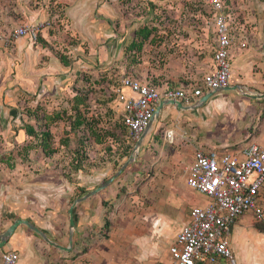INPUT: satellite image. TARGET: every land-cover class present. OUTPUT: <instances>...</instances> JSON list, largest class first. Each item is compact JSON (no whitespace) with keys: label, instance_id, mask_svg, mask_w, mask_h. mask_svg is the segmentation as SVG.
Instances as JSON below:
<instances>
[{"label":"crops","instance_id":"0c3cea01","mask_svg":"<svg viewBox=\"0 0 264 264\" xmlns=\"http://www.w3.org/2000/svg\"><path fill=\"white\" fill-rule=\"evenodd\" d=\"M43 1L0 0V88L12 84L16 90L20 86L32 89L31 86L37 82L38 77H41L39 80L47 86L45 90L51 85L58 89L68 83V78L72 76L70 73L75 68L89 69L94 65L95 63L90 64L91 59L95 62L96 59L106 61L107 66L122 67L121 64H117L120 59L133 55L136 59H132L133 63L129 64L132 68L130 74L138 78L150 79L159 91L165 86L176 87L187 82L180 58L165 56L168 60L160 63L156 59L159 56L158 51L162 50L160 45L156 48L149 44L148 40L136 52L128 51L125 46L122 50L125 56L119 58L118 52L121 53V50H118V43L115 40L116 44L108 43L115 38L117 31L113 26L109 28L105 25V22L115 19L118 12L103 0H76L74 4L65 7L67 13L73 16L77 13L82 25L79 39L83 44V52L75 61H72L69 55L65 57L59 53L51 54L46 49L49 56L43 59L42 63H38L37 66L31 63L25 64V56L30 59L32 56L34 60L36 46L33 44L34 41L47 47V42L54 38V34L42 30L47 28L50 22L53 23L55 17L53 14L50 15L49 21L41 20V17L47 13L45 5H39V2ZM234 2L237 6L245 7L249 4L255 8L261 6L260 0H234ZM263 15L258 11L244 17L246 19L244 22H249L248 29L245 28L247 45L239 47L234 44L229 52V86L239 85L240 91L249 90V84L254 86L256 91L263 89L264 60L261 49L262 37L259 36ZM36 22H42L43 25L38 29V31L42 30L41 39L38 37V40L32 41L27 36L13 35L18 25ZM26 39L30 40L29 44ZM62 44L66 45L64 42ZM143 50L146 51L140 57ZM63 53L68 54L69 50H64ZM8 71L12 74H7ZM56 92L60 93L58 90ZM218 94L219 91H215L204 101L205 103L207 101V112L212 114V117L207 118L208 123H211V119L219 123L229 120V131H211L208 128L200 136L199 118L193 117L191 123L195 121L197 123L196 136L191 133L189 138L182 137L186 143L168 152L162 147L166 130L159 129L158 126L155 129H148L140 141L135 160L125 165L121 175L96 193L75 203L72 208L74 222L72 230L68 228L67 209L70 203L109 177L113 166L122 164L127 158L125 156L132 149L131 142L128 143L127 140L116 142L112 137L106 136L103 141L92 144L95 161L89 165V161L86 160L84 165L73 170L68 168L64 154L59 155L65 152L69 142L72 143L64 137L66 125L62 126L61 134L57 127L50 131L52 135L54 133L55 137H59V142L54 141L51 145L55 151L51 155H45L39 150L38 156L35 157L29 153L21 154L20 150H26L29 146L28 141L19 147L25 135L35 137L33 127L29 125L24 128L17 122L11 124L14 131L3 138L5 143L8 141V146L5 148L11 150L10 156L0 158V233L12 221L19 218L28 221L59 245L68 246L69 241L71 243L69 250L59 249L48 244L27 225L20 223L0 247V253L15 251L18 254L15 264H169L168 245L181 223L186 220L188 209L191 206L203 205L207 201L205 196L186 186L184 173L180 176L177 172L178 169L184 172L192 159L193 149L201 146L219 151H239L250 142L264 146V126L262 125V129L254 134L256 126L254 123L250 132L244 135L245 125L236 121L235 110L238 111V108L225 105V102L217 99ZM204 102L202 104H205ZM202 104L194 107L197 115L203 111ZM1 107L0 103V115L6 109ZM181 111L187 112L175 110V116L178 117ZM5 114L7 115V112L3 113ZM0 122H4L1 117ZM174 122L177 127L179 120ZM101 130L104 131L98 129L99 132ZM0 133L3 135L2 131ZM181 136L180 134V139ZM35 138V144L39 146L38 138ZM107 146L116 149V156L111 158L113 155L104 151L113 152V149L109 150ZM88 156L91 159V153ZM148 170L150 173L163 174L162 179L155 174L145 181L158 179L162 181L167 191L166 196L157 199L147 188V193L141 200L134 199L132 205H128L126 201L122 203L119 195L121 186H126L130 175L136 180L137 176L142 177L141 174L147 173ZM172 178L179 180L180 187L177 191L174 190ZM181 194L184 196L181 197ZM257 201L264 211V185L258 191ZM262 230L263 225L254 221L250 212H243L228 225L227 242L235 264H264ZM214 264L227 263L218 258Z\"/></svg>","mask_w":264,"mask_h":264},{"label":"rangeland","instance_id":"374dc122","mask_svg":"<svg viewBox=\"0 0 264 264\" xmlns=\"http://www.w3.org/2000/svg\"><path fill=\"white\" fill-rule=\"evenodd\" d=\"M75 1L76 0H44L43 2H39L40 6L45 5V12L48 13L49 11L48 14L45 13L44 16L41 17V20L49 21L50 15L55 14L53 23L50 22V25L47 28L42 29L45 33L54 34V38L47 42V47H43L40 43L34 41L33 44L36 45L34 60L32 59V56L31 59L25 56V64L31 63L32 65L37 66L38 63H42L43 59H46V57L49 56L46 49H48L51 54L59 53V55H69L72 61H75L78 55H82L83 44H81L79 39V33H82L80 19L77 17V13L73 16L71 13L65 11V7L68 6V4H74ZM222 1L226 6L224 12H229L234 21V23H230L232 27H234V24H237V26L240 25L242 28L248 29L249 22H244V20H246L244 19L246 15H251L253 12L258 11L259 13L262 12L264 14V0H260L261 6L259 8H255L252 4L245 7L241 5L237 6L234 0ZM103 2L110 7H114L115 11L118 12L115 19L105 22V25L109 28H112L110 26H113L117 31L115 32V38L109 40L108 43H118V50H121V53L118 52V55H120L119 58L125 56V53L122 54V52H124L122 50L130 42L133 30L137 27L139 28L146 25L148 27H154L155 34L160 38L159 44L154 45L156 48L160 45V48L162 49L161 51H158L159 56L156 57L160 63H164L168 60L165 56L175 57V59L180 58L182 61L184 76L190 74L193 80H197L199 75L207 68L211 58V47L213 45V27L211 24V12L200 0H103ZM50 10L52 13H50ZM260 23L259 36L263 37L264 15ZM42 30L38 31L35 40H38V37H41ZM26 40L29 44L30 40ZM63 42L66 44L65 46L62 44ZM64 50H69V53H63ZM145 51L146 50L142 51V55L140 53V57L144 55ZM132 59L135 60L136 56L134 57L133 55L128 56L125 59H120V62L117 64H121L122 67H115L112 65L107 66L106 61L96 59L95 62L91 59L90 64L95 63L94 65H91L89 69L85 67H79L78 69L75 68V70L70 73L72 76L68 78V83L63 87L58 86V89L51 85L48 90H45L44 88L47 86H44L41 83L42 80H39L41 77L37 78V82L31 86L32 89L18 86L19 88L16 90V87L12 84L0 88L1 108H6L5 112H7V115H3V113H5L4 111L1 112L0 115L1 119L4 120L3 123L0 122V131L3 132V135L0 133V158L10 156L11 150L5 148L8 146V141L5 143V139L3 138L14 131V127L11 126V124L17 122V124L24 128L31 125L33 130L37 133L38 128L42 127V122L44 121L47 123L49 131H52L57 127L60 132L62 126L66 125L68 128L69 118L67 119V115H69V109H72L71 106L73 107L77 104L73 99L78 95H84L87 96V98L90 97L87 104L86 100L84 104L83 102L81 103L82 105L79 109L83 108V118H92L91 126H93L94 122L96 123V127L102 128L106 126L108 129H106L107 136L112 137L116 142L127 140L128 143H130L131 140L129 135L120 124L119 106L114 99L113 93L110 91V85L115 84L117 81L116 75L118 73L131 72L132 68L129 67V64L133 63ZM262 59L264 60V54ZM35 62L36 64H34ZM95 65H98L97 69ZM7 74L12 73L8 71ZM253 87L254 86L249 84V90L245 91L244 89L242 91L254 95L264 92V85L261 91H256ZM57 90L60 93H57ZM219 93L220 94L217 96L218 100L225 102V105L227 106L238 108V111L235 110V115L237 117L236 121L242 123L243 126L245 125L244 135L247 134V132H250L251 126L254 123L256 124L254 127L255 129L253 128L254 134H257L262 129V125L264 126V97L252 98L244 95L239 89H232L231 91L222 90L219 91ZM238 102H241V104ZM202 106L203 111L199 113L200 115H197L195 108H188L185 110L187 112L181 111V114L176 117L174 111H178L179 109L168 104L162 108L157 118L149 124L148 128L155 129L158 126L159 129H165L170 132L168 133V137L164 138V146L162 145V147L168 152L174 148L178 149L181 144L186 143L182 137L187 136L189 138L191 133L196 136L197 123L196 121L191 123L193 117L195 119L199 118L198 133L200 136H202L204 131L208 128H210L211 131L215 130L220 132L230 130L229 120L225 123H219L217 120L211 119V123L209 124L207 118L208 116L212 117V114L207 112V101L205 104H202ZM62 111L66 112L62 113ZM49 113H59L63 116L59 119L48 121L46 120L45 115H48ZM193 114L195 116H193ZM175 120H179L177 123L179 126L176 125L177 127L174 125ZM156 133L158 134L159 131ZM180 134L182 135L181 139L179 138ZM53 135L51 133L52 142L57 141L58 143L59 137ZM76 135L81 141V133H76ZM72 137L73 138L70 139L65 138L68 141H72V143L69 142V146L66 149L64 148L65 152H61L59 155L64 154V157L67 159L66 163L68 168L70 167L73 170L77 167L74 162L76 158H78V160L81 159V161H83V159L85 161L88 160L89 165H91L90 163L95 161V159L93 160V145L91 144V146H89V144H85V146L87 145L88 147H86L87 155L85 154L84 156V154L79 151L81 147L78 144V141L74 136ZM169 139H171V141ZM26 141L29 142V146L26 150L21 149V154L29 153V155L32 154L31 156L37 157L40 149L39 146L35 144L36 138L31 135H25L24 141L21 142L19 147L24 145V142ZM158 145H160V143ZM107 148L109 150L113 149V152L104 150L105 152H108L109 155H113L111 158L116 156V149L109 146H107ZM89 153H91V159H89ZM127 156H125V158ZM148 160L149 158L145 161L147 162ZM120 165L121 163L113 166L112 174ZM177 172L180 176L184 173L181 169H178ZM155 174L159 179L163 178V174L158 172L150 173L149 170L147 173L143 172L141 174L143 178L137 176L135 178L136 180H133V176L130 175L129 179L126 181V186H121L122 188L119 191L121 202L124 203L126 201L128 205H132V203L135 202L134 199L141 200L143 198V195L147 193V188L150 193L157 197V199L165 197L167 191L162 181L159 179L150 180L149 182L145 181L151 175ZM120 175L121 172L118 173L115 178ZM144 181L146 183H144ZM178 183L179 180H172V184L175 186V191L180 187ZM182 196L184 195L181 194V197Z\"/></svg>","mask_w":264,"mask_h":264},{"label":"built area","instance_id":"2783aa9c","mask_svg":"<svg viewBox=\"0 0 264 264\" xmlns=\"http://www.w3.org/2000/svg\"><path fill=\"white\" fill-rule=\"evenodd\" d=\"M200 1L211 12L213 45L210 62L197 80L188 74L184 84L165 86L159 91L150 79L121 72L116 75V84L110 85V91L119 106L120 124L129 135L131 146L148 125L159 100L171 99L179 101L182 106L191 107L205 92L230 84L229 52L234 44L246 47V30L237 24L234 27L230 25L234 21L229 12H224L226 6L222 0ZM42 26V22L21 24L14 29L13 35L35 40ZM88 99L90 97L86 99V104ZM80 111L84 116L83 108ZM68 114L72 113L69 111ZM89 121L90 118L84 117L76 129L77 133H81L79 151L84 156L87 155V145L91 146L86 137ZM97 128L107 129L106 126ZM42 129L43 126L39 127L37 133ZM168 133L164 132V138L168 137ZM85 162L80 159L79 166ZM184 180L188 188L205 196L207 201L188 209L186 220L181 223L168 245L169 264H214L218 258L227 264H235L227 235L228 225L238 215L250 212L254 221L263 225L264 236V211L257 201L258 191L264 185V146L250 142L239 151H219L196 146L190 163L184 169ZM17 259L15 251L0 253V264H15Z\"/></svg>","mask_w":264,"mask_h":264},{"label":"trees","instance_id":"16d2710c","mask_svg":"<svg viewBox=\"0 0 264 264\" xmlns=\"http://www.w3.org/2000/svg\"><path fill=\"white\" fill-rule=\"evenodd\" d=\"M146 40H148V43L152 44V45H158L159 44L160 38H159V36H157L155 34V28L154 27H148L146 25H143L139 28L137 27L134 30V37H132L130 42L126 45L125 49H128V51L136 52L142 48V45ZM115 84H116V82H115ZM86 98H87V96L78 95L77 97H75L73 99L76 101L77 104H75L73 107L71 106L72 109H69L70 112L72 113L71 115L70 114L67 115V119L69 118L70 124H69V128L64 131V137L65 138L70 139V138H73L72 136H74L76 138V140L78 141V144H80L81 141L76 135V133H77L76 129L83 121V116L81 114L79 107H81L82 102H83V104L85 103ZM65 112L66 111H62V113H65ZM45 116H46V120L53 121L54 119L61 118L63 115H61L59 113H49L48 115H45ZM91 125H92V118H90V121L88 122L87 136H86L87 139L89 140L90 144L103 141V139L107 136V130L108 129L104 130V131L101 130V132H99L98 128L96 127L95 122L93 123V126H91ZM42 126H43V129L39 132V134L35 132V133H33V135L38 138L40 150L42 151V153L45 155H51L55 151V148L51 147V145H52L51 133H50L49 129L47 128V123H45L43 121ZM29 134H31V133H29ZM61 142H63V141H60V143ZM62 144H64V143H62ZM75 163L77 165V168H79L78 158H77Z\"/></svg>","mask_w":264,"mask_h":264},{"label":"water","instance_id":"95a60500","mask_svg":"<svg viewBox=\"0 0 264 264\" xmlns=\"http://www.w3.org/2000/svg\"><path fill=\"white\" fill-rule=\"evenodd\" d=\"M261 47H262V52L264 54V36L262 37V41H261ZM229 89H239L241 90V87L239 85H234V87H230L229 85L228 86H225V87H222V88H218L214 91H211V92H208V93H205L201 98L198 99L197 103L191 107H185V106H182L179 101H175V100H165V99H161L158 101L156 107L154 108L153 112H152V115L150 117V120H149V123L148 125L145 127L144 131L138 136V138L136 139V141L133 143V146H132V150L130 151V153L128 154L127 158L125 159V161L118 167V169L113 173L111 174L109 177H107L104 181H102L100 184L96 185L94 188L88 190L87 192H85L83 195L75 198L69 205L68 209H67V214H68V228L70 230L73 229L74 227V222H73V216H72V208L73 206L75 205L76 202L96 193L97 191H99L100 189L104 188L106 185H108L115 177L116 175H118V173H120L122 171V169L125 167V165H127L129 162L135 160V156L137 154V151H138V147H139V144H140V141L142 140V137L146 131V129L148 128L149 124L155 120L158 116V114L160 113V111L162 110V108L165 106V105H173L174 107H176L177 109H180V110H186L188 108H194L196 106H199L200 104H202L206 98H208L211 94H213L215 91H222V90H229ZM244 95H247V96H250L252 98H260V97H264V92L261 93V94H250V93H246L244 91H241ZM20 223H23L25 225H27L32 231H34L35 233H37L38 235H40V237L46 241L48 244L54 246V247H57L59 249H62V250H69L70 248V241H69V244L68 246H62V245H59L53 241H51L48 237H46L41 231H39L36 227H34L32 224H30L28 221L26 220H22V219H15L14 221H12V223L6 227V229H4L1 233H0V247L4 244L5 240L7 239V237L12 233L13 229Z\"/></svg>","mask_w":264,"mask_h":264},{"label":"bare ground","instance_id":"6f19581e","mask_svg":"<svg viewBox=\"0 0 264 264\" xmlns=\"http://www.w3.org/2000/svg\"><path fill=\"white\" fill-rule=\"evenodd\" d=\"M16 28V27H15ZM38 33V32H37ZM149 128H147L146 130H148Z\"/></svg>","mask_w":264,"mask_h":264}]
</instances>
